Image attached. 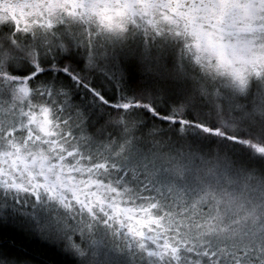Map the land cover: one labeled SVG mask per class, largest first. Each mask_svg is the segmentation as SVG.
Instances as JSON below:
<instances>
[{
	"label": "snow or ice",
	"instance_id": "obj_1",
	"mask_svg": "<svg viewBox=\"0 0 264 264\" xmlns=\"http://www.w3.org/2000/svg\"><path fill=\"white\" fill-rule=\"evenodd\" d=\"M0 264H264V0H0Z\"/></svg>",
	"mask_w": 264,
	"mask_h": 264
}]
</instances>
